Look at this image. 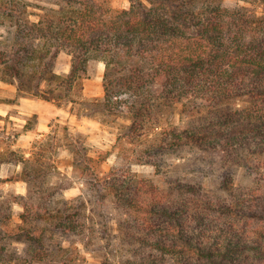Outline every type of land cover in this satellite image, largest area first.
Wrapping results in <instances>:
<instances>
[{"label": "trees", "instance_id": "16d2710c", "mask_svg": "<svg viewBox=\"0 0 264 264\" xmlns=\"http://www.w3.org/2000/svg\"><path fill=\"white\" fill-rule=\"evenodd\" d=\"M61 1L33 21L23 0H0V25L8 27L0 40V79L22 95L70 101L89 62L101 61L102 109L126 115L129 137L152 133L156 153L196 147L217 155L223 170L222 197L181 181L163 192L149 180L111 171L100 189L96 161L73 149L83 152L86 175L124 217L112 240L104 239L110 253L113 243L125 258L117 264H264V15L221 0H129L115 12L104 0ZM59 52L70 56L64 75L48 59ZM176 106L186 125L149 127L160 120L156 113ZM45 157L39 148L22 160L23 180L37 185L43 200ZM234 167L243 168L249 185H233ZM32 194L29 188L20 202L23 225L11 226L0 206V239L29 248L23 258L0 246V264H48L54 259L45 249L49 229L74 235L92 229L82 214L89 211L85 200L61 199L51 213ZM39 217L49 225L36 226Z\"/></svg>", "mask_w": 264, "mask_h": 264}, {"label": "rangeland", "instance_id": "374dc122", "mask_svg": "<svg viewBox=\"0 0 264 264\" xmlns=\"http://www.w3.org/2000/svg\"><path fill=\"white\" fill-rule=\"evenodd\" d=\"M104 1V7L111 12L127 9L130 2ZM142 1L148 3L147 0ZM221 1L228 7L240 4L253 9L257 14L264 15V2L261 1ZM23 2L28 4L33 21H37L38 16L43 14L46 8L58 10L63 6L61 0ZM7 28L0 25V40L7 35ZM48 59L54 73L59 75L68 73L70 69L68 54L59 52L51 60L50 57ZM104 68L101 61H90L84 77L75 85L70 101L64 99L46 101L22 95L14 85L0 79V206H3L7 214L9 224L11 226L21 224L19 216L23 208L20 202L24 201L22 197L29 194V188L36 204L44 205L43 207L51 213L54 209L62 207V204L57 202L61 199L85 200L89 209L82 214H86L90 220H82L87 222L88 227H92L90 233L86 231L85 235L64 234L52 229L46 232L45 249L54 253L53 261L48 264H104L105 260L109 264H117L125 260L113 243L110 249H113V252L116 250V253L115 255L110 253L104 240L105 238L112 240L117 233L115 229L117 222L124 217L115 208L108 191L106 189L99 191L94 185L93 178L86 175L81 159L83 152L96 161L95 170L102 179L98 185L100 189L104 186V178L111 171L112 175L134 174L139 179L149 180L163 192L170 191L171 186L181 181L200 184L203 190L213 195L225 196L223 170L217 162V155L192 146L156 153L151 148L152 133L141 138L129 137L127 129L130 121L126 115L107 113L102 109ZM3 70L4 67L0 64V78ZM179 113V106L160 111L156 113L160 120H152L149 127L154 130L159 125L165 127L186 125L188 118L181 117ZM39 148L45 150L46 155L41 159L45 165L42 169L47 172V177L43 180L44 190L48 188V192L44 191L45 200L39 198L37 185L27 184L22 176L23 158H30ZM76 148L83 152L74 153L73 149ZM230 169L234 186H246L251 183V178L246 175L243 168ZM49 199L50 202L46 203ZM75 203L76 201L72 204ZM35 221L39 228L49 225V221L41 217ZM89 238L93 240L87 244ZM2 245L8 251L14 250L23 258L29 249L26 243L9 237L0 239V246ZM59 248L68 251L61 253Z\"/></svg>", "mask_w": 264, "mask_h": 264}]
</instances>
